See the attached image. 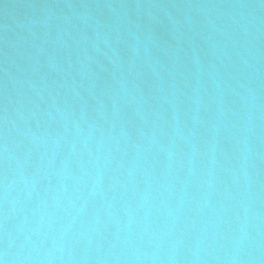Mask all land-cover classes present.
<instances>
[{
  "label": "water",
  "instance_id": "95a60500",
  "mask_svg": "<svg viewBox=\"0 0 264 264\" xmlns=\"http://www.w3.org/2000/svg\"><path fill=\"white\" fill-rule=\"evenodd\" d=\"M0 264H264V0H0Z\"/></svg>",
  "mask_w": 264,
  "mask_h": 264
}]
</instances>
